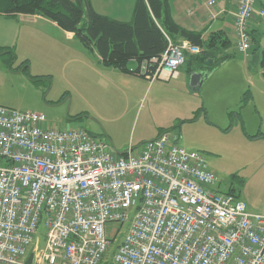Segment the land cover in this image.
I'll use <instances>...</instances> for the list:
<instances>
[{
  "label": "built area",
  "instance_id": "obj_1",
  "mask_svg": "<svg viewBox=\"0 0 264 264\" xmlns=\"http://www.w3.org/2000/svg\"><path fill=\"white\" fill-rule=\"evenodd\" d=\"M255 17L264 18L258 0H238L233 24L245 59ZM200 51L168 38L138 73L177 79L187 53ZM45 122L0 105V264H264V214L222 191L203 155L171 132L120 153L83 128ZM108 224L128 226L117 240L120 228L108 234Z\"/></svg>",
  "mask_w": 264,
  "mask_h": 264
},
{
  "label": "rangeland",
  "instance_id": "obj_2",
  "mask_svg": "<svg viewBox=\"0 0 264 264\" xmlns=\"http://www.w3.org/2000/svg\"><path fill=\"white\" fill-rule=\"evenodd\" d=\"M6 1L0 0V12ZM2 18L0 17V46L9 42L6 32L10 21ZM63 43L52 41L45 57L25 55L23 41L13 44V66L16 68L27 57L30 71L42 76L36 79L37 83L30 84L20 78L10 77L0 69V98L4 100L3 106L42 113L51 125L66 124L67 128L79 127L76 117L102 110L92 93L105 79L84 68L79 60H75V50L67 48L68 45L64 47ZM27 50L30 52L29 48ZM10 57V54L3 55L0 52V64ZM190 57L187 56L188 65L193 62ZM240 62L244 63L241 67ZM229 63L226 69H222L227 72L219 74L215 71L216 68H221L219 63L211 65L204 86L187 95L196 102H204L205 106L200 105L204 115L198 121L174 120L168 106L155 100L164 96L163 92L156 94L157 88L154 91L149 89L143 96L137 97V113L130 111L122 119L124 127L120 129V135L121 139L136 143L141 137L140 131L144 130H165L176 134L181 145L188 151L203 155L209 169L219 177L222 191H231L245 201L251 212L264 214V137H258V134L264 132V81L256 62L252 65L255 68L252 70L244 59L237 56H233ZM245 65L247 75L242 71ZM239 86L243 89L241 92H238ZM114 91L113 94L116 93ZM169 93L174 94L175 99L180 95L173 91L165 95ZM100 94L104 96L101 90ZM165 99L168 100V97ZM205 111H208L207 116ZM238 112L240 116L237 118ZM116 125L112 120L108 123L110 128ZM92 131L98 133L95 127ZM0 163L7 164L5 159H1ZM115 226L121 231L117 233L118 240L128 225L108 224V234H112ZM44 234L45 228L41 225L38 236L43 240ZM114 247L108 253V259Z\"/></svg>",
  "mask_w": 264,
  "mask_h": 264
},
{
  "label": "crops",
  "instance_id": "obj_3",
  "mask_svg": "<svg viewBox=\"0 0 264 264\" xmlns=\"http://www.w3.org/2000/svg\"><path fill=\"white\" fill-rule=\"evenodd\" d=\"M210 1H213L212 5H209ZM135 3L136 0H91L92 7L97 13L122 22H131L133 20ZM169 3L171 17L179 27L188 31L200 33L204 39L211 38L213 35H220L222 39L225 38L229 41L226 45H215L217 48L215 49L214 58L212 59L213 64L219 63L221 67V70L219 68L215 70L218 74L227 72L222 69H226V67L230 65L229 62L233 59V56H237L244 59L251 70L255 69L252 65L256 62L257 67H259V73L264 81L262 74L263 69L261 67L262 48L264 47V18L255 17L251 22L253 53H251L250 59H245L237 50L233 24V14L237 9L238 0H169ZM258 5L264 8V0H258ZM4 9L5 7H3L0 12V17L10 21L6 32L9 42L0 46V52L3 55L10 54L11 57L0 64V69L10 75V77L20 78L22 81L30 84L37 83L38 80L36 79H40L42 75H34L30 71L27 65V57L20 65L16 66V68L13 66L15 62L14 43L16 45L18 41H23L25 45V55H37L39 57H45V55L49 53V47L52 46V41L54 40L63 41L64 47L68 45L67 48H73L77 55L75 60H79L84 68L100 75L102 79H105V82L103 80L101 83L102 85L100 87H95V91L92 93L101 104L102 110L96 111L94 114L86 113L83 116L76 117L79 126L77 128H83L93 135L106 138L117 152H125L130 145L133 147H140L146 141L155 139L165 132V130L140 131L141 137L136 143L121 139L120 129L124 127L122 119H124L130 111L137 113L135 110L137 97L143 96L149 89L150 91H154L157 88L156 94L163 92L164 96L160 97L159 100L157 98L155 100L157 103L161 101L166 104L165 106H168L171 112L170 116H172L174 120L198 121V119L204 115V110L202 111L200 107V105H204V102L202 100L201 102H196L187 95L192 93V91H198L204 86L209 77H207L208 72L211 71L210 66L213 64L207 65L206 63L202 65L190 62L188 65L185 61L184 65L180 68L179 77L170 80V82L173 81V83L164 80H155L151 82L139 73L131 72L138 70L140 67L141 62L136 59H132L128 62L125 69L113 65H106L94 48L90 49L84 46L73 32L65 30L53 19L39 12H25L21 10L14 14H5ZM183 40L185 39H178L177 42H182ZM27 48L30 49L31 53ZM187 56L192 55L187 53L186 60ZM224 56L228 57L222 61ZM133 63L137 65L134 64L133 66ZM242 63L243 62H240V67ZM185 71L187 75H185ZM242 71L244 75L248 74L246 65L242 68ZM199 72L204 74L203 81L193 86L191 84V76ZM100 90L104 92V96L100 94ZM242 90V87L239 86L238 92ZM110 91L116 93L113 94L112 92V94H110ZM170 91L180 93V95L176 99L174 94L169 93L165 95V93ZM166 97H168V100L165 99ZM3 101L4 100L0 98V105L4 104ZM159 107L160 105H158V109ZM198 110H200V112ZM207 112L208 111H205L206 116ZM239 113L240 112H238L236 116L237 118L240 116ZM196 115L197 117L194 119ZM110 120H112L115 125L117 124L116 127L110 128L108 126ZM45 124L49 127L67 128L65 127L66 124L61 126L51 125L49 121H46ZM94 127L98 129V133L92 131ZM172 134L181 144L180 138L176 134ZM259 136H261L260 138L264 137V132L258 134V137Z\"/></svg>",
  "mask_w": 264,
  "mask_h": 264
},
{
  "label": "trees",
  "instance_id": "obj_4",
  "mask_svg": "<svg viewBox=\"0 0 264 264\" xmlns=\"http://www.w3.org/2000/svg\"><path fill=\"white\" fill-rule=\"evenodd\" d=\"M3 7L5 14L21 10L39 12L53 19L65 30L73 32L84 46L94 48L106 65L122 69L132 59L143 62L160 57L167 49L168 38L176 42L185 39L199 47L201 51L190 58L202 65L214 58L216 44L229 42L220 35L204 39L200 33L179 27L171 17L169 0H136L131 22L97 13L91 0H7ZM227 57L224 56L222 61ZM261 67L264 77V47Z\"/></svg>",
  "mask_w": 264,
  "mask_h": 264
},
{
  "label": "water",
  "instance_id": "obj_5",
  "mask_svg": "<svg viewBox=\"0 0 264 264\" xmlns=\"http://www.w3.org/2000/svg\"><path fill=\"white\" fill-rule=\"evenodd\" d=\"M206 63L207 65L213 64V59L212 58L208 59ZM203 78H204V74L202 72L195 73L191 76V84L193 86H196L197 84L203 81Z\"/></svg>",
  "mask_w": 264,
  "mask_h": 264
},
{
  "label": "bare ground",
  "instance_id": "obj_6",
  "mask_svg": "<svg viewBox=\"0 0 264 264\" xmlns=\"http://www.w3.org/2000/svg\"><path fill=\"white\" fill-rule=\"evenodd\" d=\"M190 55H194V54H191V53H189ZM129 147H133L132 145H130ZM133 148H135V147H133Z\"/></svg>",
  "mask_w": 264,
  "mask_h": 264
}]
</instances>
